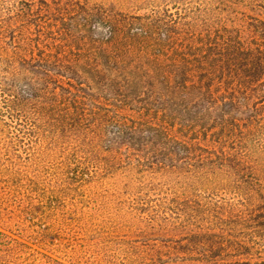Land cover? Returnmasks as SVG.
Returning <instances> with one entry per match:
<instances>
[{
    "label": "trees",
    "instance_id": "trees-1",
    "mask_svg": "<svg viewBox=\"0 0 264 264\" xmlns=\"http://www.w3.org/2000/svg\"><path fill=\"white\" fill-rule=\"evenodd\" d=\"M243 3L203 0L198 16L128 15L88 0L15 5L23 33L10 106L26 111L34 138L47 139L35 159L62 156L75 187L122 174L148 227L168 231L140 245L123 240L129 255L120 260L43 256L36 264H264L240 257L253 238L237 236L264 217V202L202 199L184 188L148 205L143 183L131 181L147 174L248 191L255 148L264 146V19ZM212 6L229 15H211ZM0 264L16 263L0 256Z\"/></svg>",
    "mask_w": 264,
    "mask_h": 264
},
{
    "label": "rangeland",
    "instance_id": "rangeland-1",
    "mask_svg": "<svg viewBox=\"0 0 264 264\" xmlns=\"http://www.w3.org/2000/svg\"><path fill=\"white\" fill-rule=\"evenodd\" d=\"M29 1L0 0V232H3L0 256L12 259L16 264H36L43 256L62 261H80L86 256L88 259L114 256L120 260L129 252L123 240L140 245L139 241L149 238V232L163 238L168 231L148 227L140 213V205L137 208L132 206L135 193L132 188L129 191L130 181L122 174L116 172L106 180L98 177L95 182L75 187L68 183L69 179L74 180L61 169L62 156H38L35 159L37 148L45 146L47 139L41 140L39 135V140L34 138L26 111H17L10 106L12 54L18 37L23 33L22 26L15 25L13 12L15 5L23 6ZM88 1L113 5L114 9L128 15L166 10L173 15L181 12L198 16L202 14L203 4V0ZM245 3L254 5L250 12L264 19V0H245ZM236 8L241 7L235 5ZM211 11V15H229L225 8L221 10L217 6L210 7ZM255 149L258 172L254 181L246 185L248 191L245 192L228 188L222 182L213 185L190 182L189 188L184 187L180 180L171 182L167 178H151L147 174L131 181L139 187L143 183L142 191L146 195L143 194L142 201L148 205H153L165 191L181 193L184 188V193L190 192L202 199L240 202L247 195L245 203L252 200L263 204L264 146ZM83 219L87 226L85 229ZM96 234L104 236L103 240L95 239ZM245 234L253 239L249 241L248 248L242 249L240 257L250 260L264 258V217L256 215L255 221L249 222L245 230L237 232V236Z\"/></svg>",
    "mask_w": 264,
    "mask_h": 264
}]
</instances>
